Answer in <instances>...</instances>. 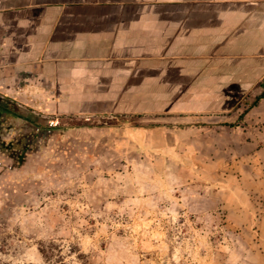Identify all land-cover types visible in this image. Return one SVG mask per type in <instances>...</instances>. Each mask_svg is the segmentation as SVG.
Returning <instances> with one entry per match:
<instances>
[{
  "label": "rangeland",
  "instance_id": "obj_1",
  "mask_svg": "<svg viewBox=\"0 0 264 264\" xmlns=\"http://www.w3.org/2000/svg\"><path fill=\"white\" fill-rule=\"evenodd\" d=\"M250 91L192 100L184 126L146 135H46L0 104V264H264Z\"/></svg>",
  "mask_w": 264,
  "mask_h": 264
},
{
  "label": "crops",
  "instance_id": "obj_2",
  "mask_svg": "<svg viewBox=\"0 0 264 264\" xmlns=\"http://www.w3.org/2000/svg\"><path fill=\"white\" fill-rule=\"evenodd\" d=\"M246 90L264 100V0H0V104L35 131H168Z\"/></svg>",
  "mask_w": 264,
  "mask_h": 264
},
{
  "label": "trees",
  "instance_id": "obj_3",
  "mask_svg": "<svg viewBox=\"0 0 264 264\" xmlns=\"http://www.w3.org/2000/svg\"><path fill=\"white\" fill-rule=\"evenodd\" d=\"M263 97V95H260V98H262Z\"/></svg>",
  "mask_w": 264,
  "mask_h": 264
}]
</instances>
